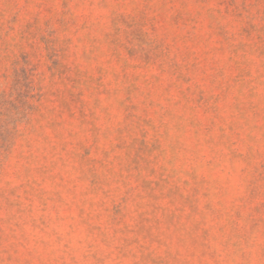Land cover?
I'll return each instance as SVG.
<instances>
[{"label": "rangeland", "instance_id": "obj_1", "mask_svg": "<svg viewBox=\"0 0 264 264\" xmlns=\"http://www.w3.org/2000/svg\"><path fill=\"white\" fill-rule=\"evenodd\" d=\"M0 264H264V0H0Z\"/></svg>", "mask_w": 264, "mask_h": 264}]
</instances>
